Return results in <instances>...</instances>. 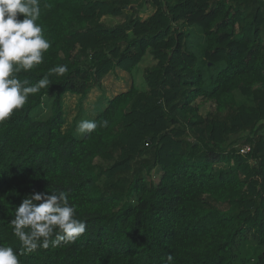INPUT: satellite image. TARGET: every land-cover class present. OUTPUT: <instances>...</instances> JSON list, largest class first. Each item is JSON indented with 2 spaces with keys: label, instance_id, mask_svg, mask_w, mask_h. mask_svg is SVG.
<instances>
[{
  "label": "trees",
  "instance_id": "16d2710c",
  "mask_svg": "<svg viewBox=\"0 0 264 264\" xmlns=\"http://www.w3.org/2000/svg\"><path fill=\"white\" fill-rule=\"evenodd\" d=\"M40 7L51 47L18 77L35 84L56 66L68 71L0 122V245L21 264H166L169 255L174 264H264V0ZM144 61V88L108 100L94 132L64 129L66 94L82 104L109 73L133 75ZM52 191L68 193L86 231L28 252L13 234L15 208ZM247 234L255 246L238 243Z\"/></svg>",
  "mask_w": 264,
  "mask_h": 264
},
{
  "label": "clouds",
  "instance_id": "9594fccd",
  "mask_svg": "<svg viewBox=\"0 0 264 264\" xmlns=\"http://www.w3.org/2000/svg\"><path fill=\"white\" fill-rule=\"evenodd\" d=\"M40 15V0H0V122L23 108L30 95L48 88L49 76H62L68 71L67 65L56 66L35 84L18 77L21 70L27 72L41 64L51 47L37 23ZM107 125L104 121L100 126ZM97 127L96 121L84 119L77 131L92 133ZM76 211L67 192H34L15 208L13 234L28 252L72 243L86 231V223L77 218ZM0 264H21L12 246L0 245ZM166 264H174L173 256L167 257Z\"/></svg>",
  "mask_w": 264,
  "mask_h": 264
},
{
  "label": "rangeland",
  "instance_id": "374dc122",
  "mask_svg": "<svg viewBox=\"0 0 264 264\" xmlns=\"http://www.w3.org/2000/svg\"><path fill=\"white\" fill-rule=\"evenodd\" d=\"M167 1L170 4L174 2V0H167ZM152 13L153 10L149 9L147 13L142 14L140 17L142 20H144L150 15H152ZM102 21L108 25H114L115 23H118L121 20L113 19L107 16L104 17ZM145 61L136 68L133 75L120 73L119 76L109 77L110 80L106 81L102 89H97V88H94V90L92 89L89 92L86 99L82 101V104H79V96L71 95V94L65 95L63 98L64 109H65V120H66L64 129H68L73 124H75L77 127L79 122L84 119L93 120L95 116L105 108L108 100L118 95L119 93L127 91L131 86V84L134 83L135 86L138 87L139 89L144 88L145 84L144 81H142V72L144 69L143 65L147 64V62ZM236 101L238 105L247 103L244 100V98L238 93L236 94ZM49 106H50L49 100L45 99L43 105L34 112V116L39 119L46 118L47 115L49 114ZM206 111H208V107L203 111V114H205ZM77 133L79 137L82 136V134L79 133L78 131ZM161 174H162L161 170L157 168L153 172L151 178L147 179L148 183L157 184V182L161 177ZM238 243L243 244L245 247L248 245L250 247L255 246V238L250 234H247ZM245 251L247 250L244 249V252H242L241 256H245L246 254L251 253Z\"/></svg>",
  "mask_w": 264,
  "mask_h": 264
},
{
  "label": "crops",
  "instance_id": "0c3cea01",
  "mask_svg": "<svg viewBox=\"0 0 264 264\" xmlns=\"http://www.w3.org/2000/svg\"><path fill=\"white\" fill-rule=\"evenodd\" d=\"M120 73H122V74H127L126 72H124V71H121V70H119V69H116V70H114L113 72H111V73H109L104 79H103V82H102V87L104 86V84L106 83V81L107 80H110L109 79V77H111V76H119V74ZM102 87L101 88H97V89H102ZM130 88V87H129ZM94 90V89H93ZM125 92V91H124ZM67 95V94H66ZM112 99V98H111ZM110 99V100H111ZM64 102V101H63ZM106 107V106H105ZM65 110V109H64ZM96 117V116H95ZM76 133H77V129H76ZM77 137H79V135H78V133H77Z\"/></svg>",
  "mask_w": 264,
  "mask_h": 264
},
{
  "label": "built area",
  "instance_id": "2783aa9c",
  "mask_svg": "<svg viewBox=\"0 0 264 264\" xmlns=\"http://www.w3.org/2000/svg\"><path fill=\"white\" fill-rule=\"evenodd\" d=\"M247 151H248V149L244 148V149L241 150V153H246Z\"/></svg>",
  "mask_w": 264,
  "mask_h": 264
}]
</instances>
